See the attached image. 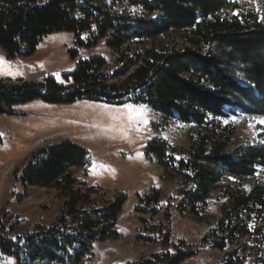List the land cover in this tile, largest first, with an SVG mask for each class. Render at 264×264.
I'll use <instances>...</instances> for the list:
<instances>
[{
	"label": "trees",
	"instance_id": "obj_1",
	"mask_svg": "<svg viewBox=\"0 0 264 264\" xmlns=\"http://www.w3.org/2000/svg\"><path fill=\"white\" fill-rule=\"evenodd\" d=\"M64 30L88 48L105 39L117 67L108 69L106 58L97 56L64 75L69 87L53 79L0 83V114L10 113L5 106L42 98L56 104H144L164 125L177 116L197 128L186 152L155 138L146 155L171 179H180L179 214L199 217L220 189L225 197L220 217L201 246L224 252L219 264H264V185L247 192L220 184L224 174L243 180L264 171V141L228 150L238 110L264 116V20L238 0H0V49L8 58L31 56L46 36ZM170 33L184 35L183 48L153 45ZM89 159V152L71 141L32 154L17 179L26 188H55L63 197L61 212L50 225L38 224L17 239L0 234V255L20 264H80L96 242L117 236L126 197L92 198L99 190L84 188L73 174ZM161 196L155 190L137 212L156 216ZM0 231L7 232L4 222ZM162 240L168 246L169 234ZM197 253L181 241L127 264H185Z\"/></svg>",
	"mask_w": 264,
	"mask_h": 264
},
{
	"label": "rangeland",
	"instance_id": "obj_2",
	"mask_svg": "<svg viewBox=\"0 0 264 264\" xmlns=\"http://www.w3.org/2000/svg\"><path fill=\"white\" fill-rule=\"evenodd\" d=\"M238 3L264 20V0ZM153 45L158 49H181L185 37L170 33L159 37ZM97 56L106 58L110 70L118 65L117 56L106 46L105 39L88 48L79 43L72 31L53 32L31 56L8 58L0 49V83L13 85L23 80L39 84L53 79L69 87L64 75L75 71L80 61ZM5 109L10 113L0 114V222L6 224L7 232L0 234L17 239L33 233L38 224L50 225L56 220L63 203L59 192L55 188H26L17 176L40 147L71 141L89 152L87 166L73 169V174L84 188L94 186L99 190L92 198L126 197L116 226L117 236L96 242L92 254L86 255L80 264L138 262L153 253L171 250L172 244L181 241L198 252L185 264L220 263L224 252L202 247L201 241L220 217L225 201L221 190L212 192L199 217L181 215L177 193L180 179H171L163 167L146 155L149 141L155 138L167 141L178 152H186L197 136V128L180 123L177 116L164 125L162 117L146 105L130 102L113 105L80 100L56 104L38 98ZM236 114L232 118L236 132L228 150L264 141V116H249L239 110ZM229 183L249 192L256 184L264 185V171L243 180L224 174L220 184ZM155 190L162 195L159 214L137 212L138 207L149 203L147 197ZM165 234L170 237L168 246L162 243ZM0 263L20 264L14 257L4 255H0Z\"/></svg>",
	"mask_w": 264,
	"mask_h": 264
},
{
	"label": "snow or ice",
	"instance_id": "obj_3",
	"mask_svg": "<svg viewBox=\"0 0 264 264\" xmlns=\"http://www.w3.org/2000/svg\"><path fill=\"white\" fill-rule=\"evenodd\" d=\"M257 11H260L259 7H257ZM0 63H3V58L0 57ZM128 107H131V106H128ZM262 123H264V121H261Z\"/></svg>",
	"mask_w": 264,
	"mask_h": 264
}]
</instances>
